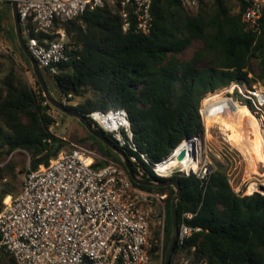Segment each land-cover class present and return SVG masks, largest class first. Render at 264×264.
I'll list each match as a JSON object with an SVG mask.
<instances>
[{
	"label": "trees",
	"instance_id": "obj_1",
	"mask_svg": "<svg viewBox=\"0 0 264 264\" xmlns=\"http://www.w3.org/2000/svg\"><path fill=\"white\" fill-rule=\"evenodd\" d=\"M197 1L199 9L193 14L183 0H153L154 22L148 35L124 33L119 9L109 4L56 25L70 37L67 46L74 47L72 60L53 76L56 85L65 96L92 95L68 108L87 118L95 111L126 110L139 151L148 156L151 165L169 158L188 139L204 136L201 103L209 94L232 83L253 88V61L258 64V78L264 81V13L257 29L248 31L243 23L246 0H238L237 13L231 11L227 0H212L211 6L205 0ZM8 10L11 12V7ZM3 14L0 8V31L4 30ZM195 42L201 47L190 60L179 59ZM4 85L5 90L0 92V164L11 153L26 151L31 155L29 173L48 166L64 146L50 131L55 120L42 105L47 103L43 89L38 82V90L20 82L14 73L8 75ZM104 134L113 141L111 135ZM89 136L108 161L123 166L118 154ZM134 170L137 172L136 167ZM5 171L0 169V213L6 198H16L24 187L15 191L5 180L9 177L16 182L17 176L14 171L12 177ZM145 171L146 180L168 181L156 176L152 167L145 166ZM171 180L179 182L182 190L178 226L184 213H193L187 224L203 229L183 247L177 245L174 255L185 250L196 263L264 264V195L236 194L221 172L204 178L180 173ZM138 186L169 193L164 231L167 251L176 191L173 187ZM156 236L161 240L160 230ZM159 249V244H152V258ZM0 255V264H17L1 245Z\"/></svg>",
	"mask_w": 264,
	"mask_h": 264
},
{
	"label": "built area",
	"instance_id": "obj_2",
	"mask_svg": "<svg viewBox=\"0 0 264 264\" xmlns=\"http://www.w3.org/2000/svg\"><path fill=\"white\" fill-rule=\"evenodd\" d=\"M243 15L246 29L256 30L264 13V0H246ZM16 2L22 34L40 69L58 75L61 65L72 60L74 47L67 46L58 23L83 16L88 11L116 6L124 33L148 35L153 28V0H0V8ZM47 35H56L50 40ZM229 94L257 117L264 118V89L232 83ZM93 125L109 134L119 149L128 153L136 175L146 180L145 166L151 165L139 151L126 110L95 111L88 116ZM63 151L48 166L31 171L22 192L4 201L0 213V245L17 264H152V220L160 216L166 195L141 189L127 169L87 152L78 145ZM177 149L170 155L173 156ZM90 154V155H89ZM201 178V177H200ZM184 213L177 245L183 247L194 234L203 231ZM165 221L158 226L163 240Z\"/></svg>",
	"mask_w": 264,
	"mask_h": 264
},
{
	"label": "rangeland",
	"instance_id": "obj_3",
	"mask_svg": "<svg viewBox=\"0 0 264 264\" xmlns=\"http://www.w3.org/2000/svg\"><path fill=\"white\" fill-rule=\"evenodd\" d=\"M227 1L231 11L233 13H237L238 0H227ZM205 2L209 6L213 5L212 0H205ZM183 3L184 6L193 14H195L199 9V3L197 0H183ZM8 7L10 6L3 5L1 7L4 11L3 23H2L4 30L0 31V92H3L5 90L4 82L6 81L8 75L11 73H14L20 82L30 86L35 90H38L37 79L33 72L32 65L30 61L29 60L27 61L24 58V56L21 54L20 51L21 48L18 43L17 34L15 32V28L13 29L14 20H13L12 8L10 12L8 10ZM65 34H66V41H70V37L68 36L66 31ZM199 47H201V43L195 42L190 48H188L182 54H180L178 58L181 59L182 61L190 60L194 51ZM252 65L254 71L253 74L250 75V77L255 79V82L252 83V87H257L258 89H264V81L258 78L259 70H258L257 62L253 61ZM42 74L47 83L49 95L54 100L66 105L67 107L68 106L75 107L83 103L87 98L92 96L90 92L86 93L84 97H75L73 95L65 96L64 94L61 93L58 86L56 85L53 79V75H51L48 71L45 73L44 71H42ZM230 89L231 88L229 86L227 88L218 91L224 92L223 95L225 98L230 97L233 98L235 101H241L244 104L247 103L246 101H244L243 97L240 96L239 94H237V96L232 97L229 94ZM212 94L213 93L209 94L208 96ZM203 101L201 103V115L205 126V134L203 137L197 138L202 147L201 165H200L201 169L198 172H192V173L196 174L201 178L207 177L213 172L224 173L228 178L232 190L236 194L241 196H249L250 195L248 194L249 187L254 184L258 185V187L264 186V178H261L259 176H252V177L250 176V174L248 173L247 161L245 160V157L243 156L241 150L234 142L228 140L227 134L222 130L221 121L229 119V117L226 116V114L229 113L231 115L230 112L231 108L229 107H233V106L231 102H229L228 100L225 101L224 103L221 102L216 104L215 106H211L209 108L210 109L209 111H211V113L206 118L204 117V111L206 107L204 106ZM42 105L44 107H47L46 111H48L50 116L55 120V123L51 127L50 131L54 135V137L58 139L64 146L60 151V153L73 148L72 145H78L84 148L87 152L96 155L97 160L102 159L101 160L102 162L108 161L107 160L108 158L103 156L102 153L100 152L99 145L89 136L90 133L80 123V121L77 118L68 116L63 112L59 111L48 100L47 103H42ZM214 110H216V115L213 116L212 112ZM244 112L247 113L246 111ZM258 118L261 119V117ZM250 137H251L250 128L246 126L245 139L246 142H249L251 144V140H249ZM4 158L5 159H3V161L0 164V169L7 170L5 172L8 175H11V177L14 171L17 176L16 182H12V180L9 177H7L5 182L7 181L11 183L15 191H19L21 187L24 186L25 179L29 171L31 170V155L26 151H15L11 153L8 157H4ZM55 158L51 159L50 162ZM148 167H152V166H148ZM259 171L264 173V168H262V166H259ZM180 173L186 176L191 174V173L190 174L183 173L179 169H175L172 172L168 171L167 176L160 178L168 180L167 182H172L171 180L172 177ZM173 189L175 190L174 187ZM151 192L154 193L159 192L158 194L167 196L163 202V205L159 207L158 212L160 213V216H155L154 219L152 220V238H151V244L155 243L160 245V249L156 252L155 256L152 258V264H165V259L167 254V251L165 250L166 242L164 237L163 240L162 238L161 240H159V237L156 236V233L159 230V226H158L159 218L165 221L164 223L166 229L167 198L169 193L166 192V194H163L160 191H151ZM255 193H260L264 195V191H261L260 189ZM0 261H2L1 255H0ZM171 264H204V263H196L191 253L185 250H180L176 255H173Z\"/></svg>",
	"mask_w": 264,
	"mask_h": 264
},
{
	"label": "bare ground",
	"instance_id": "obj_4",
	"mask_svg": "<svg viewBox=\"0 0 264 264\" xmlns=\"http://www.w3.org/2000/svg\"><path fill=\"white\" fill-rule=\"evenodd\" d=\"M223 93L224 92L216 91L212 95L205 98L203 101V104L206 107L204 117L207 118L211 113V111H209L211 106H215L221 102L224 103L227 100L231 102L233 106V108L229 107L232 109H230L231 115L229 113L226 114L229 119L221 121L222 130L227 134L228 140L234 142L241 150L245 160L247 161V168L250 176H259L264 178V173L259 171V166L264 168V118L259 119L247 106L231 101L230 97L225 98ZM212 114L213 116L216 115V110H214ZM246 126L250 128L251 137L249 140H251V144L246 142L245 139ZM184 151H186L187 156L184 161H180L178 156ZM201 155L202 147L198 139L187 140L178 147L173 156L164 160V162L159 166L158 171L160 175L165 176L168 175V171L172 172L175 169H179L181 172L187 174L198 172L201 169ZM259 189L260 187L254 184L249 187L248 194L257 192Z\"/></svg>",
	"mask_w": 264,
	"mask_h": 264
},
{
	"label": "water",
	"instance_id": "obj_5",
	"mask_svg": "<svg viewBox=\"0 0 264 264\" xmlns=\"http://www.w3.org/2000/svg\"><path fill=\"white\" fill-rule=\"evenodd\" d=\"M12 13H13L15 32L17 34L19 46H20L21 50L23 51V53L28 58V60L30 61L31 65H32V68H33V72H34L35 77L37 79V82L40 84L41 88L43 89L47 100L53 106H55L59 111L63 112L64 114H66L68 116L77 118L80 121V123L87 129V131L91 135H93L94 137L99 139L105 146H107L112 151H114L116 154H118L120 156L125 168L129 172L132 180L135 183H137L138 185H143V186H151V187H159V188L160 187H174L175 188L176 195L173 198L172 203H171V217H172L173 231H172V235H171V239H170V242H169V246H168L167 254H166V259H165V264H171L172 263V258H173V255H174V252H175V249H176V246H177V240H178V235H179L178 201H179V199L181 197V194H182V190H181V187L179 185V182H155V181H151V180H141V179H139L137 177L136 173H135L133 165L131 164L128 156L126 155V153L124 151L119 149L117 147V145L111 139H109L101 130L97 129L93 125V123L86 116L82 115L81 113H79V112H77L75 110L69 109L66 105H64L62 103H59L58 101L54 100L49 95L47 83H46V81L44 79L42 71H41L37 61L35 60V58L29 52L27 44H26V41H25V39L23 37L22 28H21V24H20V18H19L16 2H14L12 4ZM194 139H197V138H194ZM188 140H192V139H188ZM186 156H187L186 151L181 152L179 154V156H178V159L180 161H184ZM260 190L264 191V187L261 186Z\"/></svg>",
	"mask_w": 264,
	"mask_h": 264
}]
</instances>
